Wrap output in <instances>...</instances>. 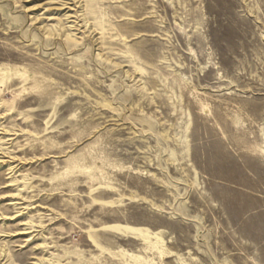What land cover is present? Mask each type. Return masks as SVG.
<instances>
[{"label": "rangeland", "instance_id": "rangeland-1", "mask_svg": "<svg viewBox=\"0 0 264 264\" xmlns=\"http://www.w3.org/2000/svg\"><path fill=\"white\" fill-rule=\"evenodd\" d=\"M0 264H264V0H0Z\"/></svg>", "mask_w": 264, "mask_h": 264}]
</instances>
